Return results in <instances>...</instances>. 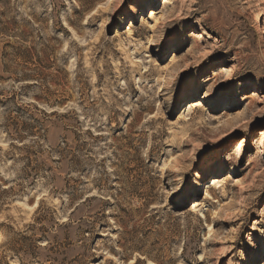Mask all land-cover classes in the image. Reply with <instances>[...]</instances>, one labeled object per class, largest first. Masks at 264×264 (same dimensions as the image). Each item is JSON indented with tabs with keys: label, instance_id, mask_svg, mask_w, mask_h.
I'll return each instance as SVG.
<instances>
[{
	"label": "rangeland",
	"instance_id": "rangeland-1",
	"mask_svg": "<svg viewBox=\"0 0 264 264\" xmlns=\"http://www.w3.org/2000/svg\"><path fill=\"white\" fill-rule=\"evenodd\" d=\"M163 4L0 0V264H264V2Z\"/></svg>",
	"mask_w": 264,
	"mask_h": 264
},
{
	"label": "bare ground",
	"instance_id": "bare-ground-1",
	"mask_svg": "<svg viewBox=\"0 0 264 264\" xmlns=\"http://www.w3.org/2000/svg\"><path fill=\"white\" fill-rule=\"evenodd\" d=\"M263 2H264V0H262ZM176 2V0H164V4H163V6L164 7H172L173 5H174V3ZM180 4V3H179ZM154 17V18H153ZM149 18L150 19H155V15L153 14V12L151 11L150 12V16H149ZM156 25L157 24H154V25H152L150 28H149V30L152 32L155 28H156ZM199 38H201L200 36H199ZM198 38V39H199ZM151 46L153 47V46H155V44H151ZM232 73V69L230 68V67H223V68H221L220 69V71L219 72H215V76L214 77H216V78H218V77H220V76H222V77H226V79L228 78V77H230V74ZM206 81H208V78L205 80V82ZM262 98V97H261ZM253 99V98H252ZM220 103H222V102H220ZM203 104H204V98L200 101V100H196V101H191L190 103H188L186 106L188 107L187 108V110H185L184 112H183V115H184V113L185 112H188V113H193V112H195L196 110H199V109H201L202 107H203ZM258 137H259V140H258V142H259V150H257V152H256V154L257 155H261V156H264V150H263V148H262V139H264V131L262 130V131H259V134H258ZM243 143L242 142H238L237 143V146H236V148H235V151H239V150H241L242 148H243ZM215 166H217V167H219L220 165H219V163L217 162L216 164H215ZM214 166V167H215ZM222 173V170H220V172L218 173V175L220 176V175H222L221 174ZM230 173L231 174H233V172H232V170H230ZM230 174V175H231ZM217 176V177H214V178H212V179H210L208 182H207V188H206V190H205V194L204 195H206V197L207 196H210L209 195V193H210V191L212 190V189H220V188H224L225 189V187L227 186V180L226 179H223V177L224 176ZM242 193V192H241ZM194 204H193V206H192V210H197V209H199V207H201V203H200V201L199 200H197V201H195V202H193ZM132 264V263H131Z\"/></svg>",
	"mask_w": 264,
	"mask_h": 264
}]
</instances>
